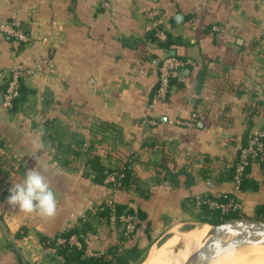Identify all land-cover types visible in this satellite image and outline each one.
I'll list each match as a JSON object with an SVG mask.
<instances>
[{
	"label": "crops",
	"instance_id": "1",
	"mask_svg": "<svg viewBox=\"0 0 264 264\" xmlns=\"http://www.w3.org/2000/svg\"><path fill=\"white\" fill-rule=\"evenodd\" d=\"M0 24L29 37L0 31V78L18 64L32 69L16 111L0 100V264H64L45 240L109 197L145 214L127 246L202 223L190 203L200 195L233 193L239 217L264 219V168L250 167L257 188L237 190L229 176L251 131L264 128V0H0ZM168 53L187 62L167 98L151 103ZM36 138L50 165L53 218L8 203L13 182L37 166ZM110 152L127 156L140 193L95 181L89 156L112 166ZM181 169L189 186L170 178ZM84 238L105 248L100 227Z\"/></svg>",
	"mask_w": 264,
	"mask_h": 264
},
{
	"label": "trees",
	"instance_id": "2",
	"mask_svg": "<svg viewBox=\"0 0 264 264\" xmlns=\"http://www.w3.org/2000/svg\"><path fill=\"white\" fill-rule=\"evenodd\" d=\"M156 31L153 32V36L156 38ZM163 45H167L168 41H162ZM176 55V54H175ZM166 56V55H165ZM164 56V57H165ZM178 56V55H177ZM163 57V58H164ZM162 58V59H163ZM181 58V57H180ZM161 59V60H162ZM173 81V80H172ZM5 84H3L2 89H4ZM155 91V90H154ZM19 95L15 97L12 101V106L9 111H16L19 104L27 99L28 93L30 90L27 88L24 77L20 80L19 85ZM264 130V128H262ZM250 136V135H249ZM247 138V142L249 139ZM247 142L242 146L244 147ZM241 147V149H242ZM240 149V150H241ZM240 153V151H239ZM238 153V155H239ZM115 156L117 161L111 165L109 162L104 161L100 155L96 153H91L89 156V164L93 171H95V181L100 184H106L114 192L117 189L125 190H135L140 191V183L137 177H134L132 174V166L127 156L122 155L121 153H108V158ZM238 156L234 165L229 169V176L234 178L236 163ZM258 164L264 168V160L258 161ZM252 164L248 165L245 169L244 174L242 175L241 182L239 185V190H245L247 188H257L258 183L250 178L248 175L250 172V167ZM1 170V169H0ZM116 172L115 181H106L108 176ZM169 172L170 178L174 181L175 184L182 186H189L193 182V176L189 174L186 170L181 169L175 173ZM183 176V180L179 178ZM264 183V182H263ZM225 193L220 196H211V195H200L201 198L198 200L197 197H193L190 200V203L193 207H196L198 212L195 217L199 222L217 224L231 218H239L240 208L238 205H234L227 210H223L221 207H216L210 205V201H217L219 203H225L227 197L224 196ZM146 195V194H145ZM144 195V196H145ZM228 196H231L236 199L233 193H227ZM113 198V197H112ZM123 213H132L135 216V222L138 227L140 220L145 217V214L140 209H134L127 203H121L115 201L111 204L108 203V199L104 200L98 207L95 208L93 212H88L84 218H81L80 224L77 226L70 227L67 231L61 235L53 238L46 239L45 245L51 248H55L57 255L63 258L64 264H133L139 263L142 261L144 251L147 249V246L141 247L137 243L127 246L125 241L133 238L136 230L131 234H126L123 224L120 220V215ZM264 218V214L260 216ZM100 227L107 235V240L105 248L102 253L98 255H86L85 247L87 246L84 235L88 231H96ZM116 228L118 235L116 238H112L111 231ZM72 234H76L79 240L82 242L83 246L79 248L74 244H70L69 237ZM58 238H63L65 241L62 243L58 242ZM152 239H150V242Z\"/></svg>",
	"mask_w": 264,
	"mask_h": 264
},
{
	"label": "built area",
	"instance_id": "3",
	"mask_svg": "<svg viewBox=\"0 0 264 264\" xmlns=\"http://www.w3.org/2000/svg\"><path fill=\"white\" fill-rule=\"evenodd\" d=\"M0 31L4 32L7 35L13 36L21 41H28V35L21 29L15 28L10 24H0ZM156 35L163 38L165 36L162 30L157 29ZM186 60L180 58L179 56L168 53L159 63L158 67V83L155 88V91L151 97V103H155L159 100L167 98L172 85V80L178 77L181 73L183 66L186 64ZM32 73V69L26 67L22 64H18L11 69L6 79L0 78V83L5 84V87L2 92V101L1 105L8 109L12 106V101L15 97L19 95V85L20 80L23 77H26L28 74ZM264 160V130L262 128L253 129L250 133L247 144L242 147L238 155V160L236 163L235 174H234V185L235 189L239 190V185L241 182L242 175L245 172V169L248 165L252 163H258V161ZM116 172L108 176L106 181H115ZM227 197L225 203H219L217 201H210V205L221 207L223 210L237 204L236 199L228 196L227 193L224 194ZM198 200L201 198L198 196ZM113 198H108V203L111 204ZM120 220L125 229V233L131 234L136 228L135 216L132 213H123L120 215ZM65 240L63 238H58V242L62 243ZM70 244H74L81 248L83 246L82 242L79 240L76 234H72L69 237ZM102 249L95 250L92 247H85L86 255H98L102 253Z\"/></svg>",
	"mask_w": 264,
	"mask_h": 264
},
{
	"label": "bare ground",
	"instance_id": "4",
	"mask_svg": "<svg viewBox=\"0 0 264 264\" xmlns=\"http://www.w3.org/2000/svg\"><path fill=\"white\" fill-rule=\"evenodd\" d=\"M234 235L226 234L223 242H230ZM215 238L208 223H199L189 233H174L162 244L154 245L146 259L139 264H185L188 257ZM211 264H264L262 244H245L226 251Z\"/></svg>",
	"mask_w": 264,
	"mask_h": 264
},
{
	"label": "clouds",
	"instance_id": "5",
	"mask_svg": "<svg viewBox=\"0 0 264 264\" xmlns=\"http://www.w3.org/2000/svg\"><path fill=\"white\" fill-rule=\"evenodd\" d=\"M182 20L177 17V22ZM33 157L37 160L34 169L26 171L25 177L20 182H13L10 188L8 203L19 207V211L25 214H37L43 218H53L57 213V199L46 173L50 165L41 160L40 155L45 145L39 138L30 141Z\"/></svg>",
	"mask_w": 264,
	"mask_h": 264
},
{
	"label": "water",
	"instance_id": "6",
	"mask_svg": "<svg viewBox=\"0 0 264 264\" xmlns=\"http://www.w3.org/2000/svg\"><path fill=\"white\" fill-rule=\"evenodd\" d=\"M2 92L3 90L0 94L1 101ZM209 225L215 238H212L210 243L205 244L201 249L191 254L185 264H211L222 253L235 250L245 244H262L264 247L263 219L239 217ZM227 233L235 237L230 242H223V237Z\"/></svg>",
	"mask_w": 264,
	"mask_h": 264
},
{
	"label": "rangeland",
	"instance_id": "7",
	"mask_svg": "<svg viewBox=\"0 0 264 264\" xmlns=\"http://www.w3.org/2000/svg\"><path fill=\"white\" fill-rule=\"evenodd\" d=\"M264 220V219H263ZM199 223H197L195 226H197ZM189 224H184V225H181V226H175L173 227L172 229H170L169 231L163 233L158 239L152 241L147 249L144 251V254H143V258H142V261H144V259H146V255H148L150 249L154 246V245H160L162 244L169 236H171L172 234H174L175 232L178 233V234H182V233H189L191 230H193V227L189 228V229H186L184 230L183 228H186L188 227ZM142 261H140L139 263H141ZM139 263H133V264H139Z\"/></svg>",
	"mask_w": 264,
	"mask_h": 264
}]
</instances>
